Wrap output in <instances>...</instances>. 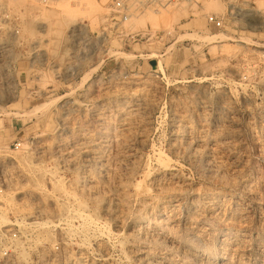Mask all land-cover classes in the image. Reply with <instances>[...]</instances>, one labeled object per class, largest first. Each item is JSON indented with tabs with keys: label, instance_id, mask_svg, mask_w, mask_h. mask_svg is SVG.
I'll return each mask as SVG.
<instances>
[{
	"label": "rangeland",
	"instance_id": "1",
	"mask_svg": "<svg viewBox=\"0 0 264 264\" xmlns=\"http://www.w3.org/2000/svg\"><path fill=\"white\" fill-rule=\"evenodd\" d=\"M110 2L9 0L0 264H264V0Z\"/></svg>",
	"mask_w": 264,
	"mask_h": 264
},
{
	"label": "built area",
	"instance_id": "2",
	"mask_svg": "<svg viewBox=\"0 0 264 264\" xmlns=\"http://www.w3.org/2000/svg\"><path fill=\"white\" fill-rule=\"evenodd\" d=\"M26 1L46 3L49 0ZM131 6V0H111L109 21L119 25L122 21L127 20L130 16ZM10 8L9 0H0V68L13 64V57L10 55L22 31L20 15L10 12ZM206 20L213 27L219 28L221 26V21L214 14L208 15ZM138 35L139 33H132L131 38L135 39ZM20 144L19 141L12 143L14 148L20 147ZM18 239V231L10 229L8 232H2L0 234V253L8 256L14 253L13 250Z\"/></svg>",
	"mask_w": 264,
	"mask_h": 264
},
{
	"label": "bare ground",
	"instance_id": "3",
	"mask_svg": "<svg viewBox=\"0 0 264 264\" xmlns=\"http://www.w3.org/2000/svg\"><path fill=\"white\" fill-rule=\"evenodd\" d=\"M67 20H68V19H67ZM68 106H69V105H68ZM99 115H100V114H99ZM132 117H133V116H132ZM133 122H134V121H133ZM172 124H174V123H172ZM187 124H188V123H187ZM120 125H121V124H120ZM176 127H177V126H176ZM130 129H131V128H130ZM173 131H174V130H173ZM131 132H132V131H131ZM133 132H134V131H133ZM174 132H175V131H174ZM190 132H191V131H190ZM193 132H194V131H193ZM193 132H192V133H193ZM140 135H141V134H140ZM204 138H205V137H204ZM139 139H140V137H139ZM172 140H173V139H172ZM180 140H181V139H180ZM126 141H127V140H126ZM188 141H189V140H188ZM120 142H121V141H120ZM175 142H176V141H175ZM189 142H190V141H189ZM186 143H188V142L186 141ZM177 145H178V144H177ZM99 146H100V145H99ZM200 146H201V145H200ZM24 147H25V144H24ZM24 147H23V148H24ZM25 148H26V147H25ZM25 148H24V149H25ZM189 148H190V147H189ZM182 149H183V148H182ZM210 149H211V148H210ZM117 150H118V149H117ZM114 151H115V149H114ZM181 151H182V150H181ZM14 152H15V151H14ZM177 152H178V151H177ZM189 152H190V151H189ZM195 152H196V151H195ZM97 153H98V152H97ZM108 153H109V152H108ZM194 154H195V153H194ZM215 154H216V153H215ZM92 155H93V154H92ZM2 156H3V155H2ZM157 156H158V155H157ZM4 157H5V156H3V158H4ZM106 157H107V156H106ZM193 157H194V156H193ZM91 158H92V157H91ZM128 158H129V157H128ZM158 158H159V157H158ZM196 158H197V157H196ZM4 159H6V158H4ZM125 159H126V158H125ZM129 159H130V158H129ZM159 159H160V158H159ZM91 161H92V160H91ZM103 161H104V160H103ZM128 161H129V160H128ZM130 161H131V160H130ZM130 161H129V162H130ZM160 162H162V161H160ZM169 162H170V161H169ZM131 163H133V162L131 161ZM113 164H114V163H113ZM127 164H129V163H127ZM170 164H171V163H170ZM131 165H132V164H131ZM131 165H130V166H131ZM162 165H163V163H162ZM109 166H110V165H109ZM209 166H210V165H209ZM166 167H167V166H166ZM213 167H214V166H213ZM103 168H105V167H103ZM134 168H135V167H134ZM3 169H4V168H3ZM118 170L121 171V169H119V168H118ZM145 170H146V169H145ZM148 170H149V169H148ZM213 170H214V169H213ZM114 171H116V170H114ZM175 171H176V170H175ZM122 172H124V171H122ZM126 172H127V171L125 170V173H126ZM168 172H169V171H168ZM219 172H220V171H219ZM104 173H105V172H104ZM147 173H148V172H147ZM147 173H146V174H147ZM30 174H31V173H30ZM118 174H119V172H118ZM153 174H154V173H153ZM108 175H109V174H108ZM116 175H117V174H116ZM128 175H129V174H128ZM157 175H158V174H157ZM9 176H10V175H9ZM122 176H123V175H122ZM116 177H117V176H116ZM127 177H128V176H127ZM144 177H145V176H144ZM154 177H155V176H154ZM154 177H153V178H154ZM145 178H146V177H145ZM159 178H161V177H159ZM159 178H158V179H159ZM166 178H167V177H166ZM12 179H13V178H12ZM106 179H108V178H106ZM106 179H105V180H106ZM126 179H127V178H126ZM146 179H147V178H146ZM173 179H174V178H173ZM182 179H183V178H182ZM149 180H150V179H149ZM149 180H148V182H149ZM152 180H153V179H152ZM169 180H170V179H169ZM176 180H177V178H176ZM115 181H116V180H115ZM162 181H163V180H162ZM172 181H173V180H172ZM177 181H178V180H177ZM123 182H125V181H123ZM136 182H137V181H136ZM139 182H140V181H139ZM148 182H147V183H148ZM182 182H183V181H182ZM89 183H90V182H89ZM95 183H96V181H95ZM151 183H152V182H151ZM159 183H160V182H159ZM159 183H158V184H159ZM93 184H94V183H93ZM155 184H156V183H155ZM106 185H107V184H106ZM142 185H143V184H142ZM145 185H146V184H144V187H145ZM171 185H172V184H171ZM171 185H170V186H171ZM92 186H93V185H92ZM153 186H155V185L153 184ZM156 186H157V184H156ZM98 188H99V187H98ZM101 189H102V188H101ZM138 189H139V188H138ZM142 189H143V187H142ZM148 189H149V188H148ZM179 189H180V188H179ZM96 190H97V187H96ZM96 190H94V191H96ZM115 190H116V189H115ZM131 190H132V189H131ZM143 190H145V189H143ZM94 191H90L91 194H93ZM136 191H137V190H136ZM147 191H148V190L146 189V192H147ZM29 192H30V191H29ZM92 192H93V193H92ZM138 192H139V190H138ZM27 193H28V192H27ZM140 193H141V192H140ZM94 194H95V193H94ZM128 194H129V193H128ZM178 196H179V195H178ZM226 197H227V196H226ZM147 198H148V197H147ZM178 199H180V198H178ZM33 200H34V199H33ZM36 200H37V199H36ZM133 200H134V199H133ZM147 200H148V199H147ZM165 200H166V199H165ZM114 201H115V200H114ZM129 201H130V200H129ZM145 201H146V199H145ZM145 201H144V202H145ZM150 201H151V200H150ZM199 201H200V200H199ZM218 201H219V200H218ZM156 202H157V200H156ZM171 202H173V201H171ZM151 203H152V202H151ZM166 203H167V202H166ZM169 203H170V202H169ZM43 204H44V203H43ZM145 204H146V203H145ZM97 205H98V204H97ZM180 205H181V204H180ZM106 206H107V205H106ZM116 206H117V205H116ZM148 206H149V205H148ZM168 206H169V205H168ZM174 206H175V205H174ZM192 206H193V205H192ZM19 207H20V206H19ZM19 207H17V205H16V207H14V208H16L17 211H19V209H18ZM41 207H42V205H41ZM44 207H45V206H44ZM99 207H100V206H99ZM104 207H105V206H104ZM117 207H118V206H117ZM172 207H173V206H172ZM190 207H191V206H190ZM3 208H4V207H3ZM33 208H34V207H33ZM35 208H36V207H35ZM46 208H47V207H46ZM48 208H49V207H48ZM50 208H53V206L50 207ZM107 208H108V206H107ZM112 208H114V207H112ZM162 208H163V207H161V209H162ZM193 208H194V207H193ZM20 209H21V207H20ZM118 209H120V208H118ZM184 209H185V208H184ZM2 210H3V209H2ZM30 210H31V209H30ZM37 210H38V209H37ZM40 210H41V209H40ZM40 210H38V211H40ZM48 210H50V209H48ZM48 210H47V211H48ZM73 210H74V209H73ZM121 210H122V208H121ZM159 210H160V209H159ZM4 211H5V208H4ZM41 211H42V210H41ZM50 211H51V210H50ZM98 211H100V210H98ZM106 211H107V209H106ZM106 211H105V212H106ZM1 212H2V211H1ZM31 212H33V211H31ZM109 212H110V211H109ZM143 212H144V211H143ZM191 212H193V211L190 210V213H191ZM28 213H29V216L32 215L30 212H28ZM28 213H27V214H28ZM34 213H36V212H34ZM39 213H40V212H39ZM79 213H80V212H79ZM79 213H78V214H79ZM102 213H103V212H102ZM106 213H107V212H106ZM112 213H113V212H112ZM117 213H119V212H117ZM2 214H3V213H2ZM2 214L0 215V217H4V214H3V215H2ZM40 214H41V213H40ZM67 214H68V213H67ZM84 214H87V213H84ZM129 214H130V213H129ZM195 214H196V212H195ZM24 215H25V214H24ZM68 215H69V214H68ZM73 215H74V214H73ZM76 215H77V214H76ZM113 215H114V214H113ZM116 215H117V214H116ZM116 215H115V216H116ZM119 215H120V214H119ZM119 215H118V216H119ZM162 215H163V214H162ZM221 215H222V214H221ZM41 216H42V215H41ZM85 216H86V215H85ZM89 216H90V215H89ZM137 216H138V215H137ZM222 216H224V215H222ZM83 217H84V216H83ZM129 217H130V216H129ZM229 217H230V216H229ZM32 218H33V217H32ZM78 218H79V217H78ZM6 219H7V218H6ZM33 219H34V218H33ZM84 219H85V217H84ZM87 219H88V217H87ZM90 219L92 220L91 216H90ZM120 219H121V218H120ZM25 220H26V219H25ZM71 220H72V219H71ZM1 221H3V218L1 219ZM1 221H0V222H1ZM4 221H6V220L4 219ZM122 221H123V220H122ZM15 222H16V221H15ZM39 222H40V221H39ZM39 222H38V223H39ZM50 222H51V221H50ZM58 222H59V221H58ZM135 222H136V221H135ZM173 222H174V221H173ZM3 223H5V222H3ZM12 223H14V221H13ZM12 223H11V224H12ZM19 223H22V221H19ZM31 223H32V222H25V221H23L24 228H26V227H25V226H27L26 224H31ZM76 223L78 224V222H76ZM90 223H91V222H90ZM131 224H132V223H131ZM3 225L6 226L7 224H3ZM33 225H34V223H33ZM41 225H42V224H41ZM56 225H57V224H56ZM78 225H79V224H78ZM80 225H81V224H80ZM188 225H189V224H188ZM9 226H10V225H9ZM30 226H31V225H30ZM38 226H39V225H38ZM44 226H45V225H44ZM62 226H63V225H62ZM75 226H76V225H75ZM96 226H97V225H96ZM41 227H42V226H41ZM60 227H61V226H60ZM81 227H82V226H81ZM67 228H68V227H67ZM72 228H73V227H72ZM95 228H96V227H95ZM133 228H135V227H133ZM86 229H87V228H86ZM140 229H141V228H140ZM31 230H32V229H31ZM108 230H109V229H108ZM108 230L106 229V231H108ZM142 230H145V229H141V231H142ZM156 230H157V229H156ZM147 231H149V229H148ZM159 231H160V230H159ZM70 232L72 233V231H70ZM101 232H102V231H101ZM133 232H134V231H133ZM151 232H152V231H151ZM23 233H24V232H23ZM134 233H135V232H134ZM190 233H191V232H190ZM102 234H103V233H102ZM130 234H131V233H130ZM141 234H142V233H141ZM146 234L149 235L148 232H147ZM154 234H155V231H154ZM154 234H152V236H153ZM156 234H157V233H156ZM65 235H66V234H65ZM103 235H104V234H103ZM113 235H114V234H113ZM137 235H138V234H137ZM143 235H144V234H143ZM123 236H124V235H122V237H123ZM140 236H141V235H140ZM150 236H151V235H150ZM156 236H157V235H156ZM168 236H169V235H168ZM86 237H87V236H86ZM141 237H142V236H141ZM157 237H159V235H158ZM172 238H173V237H172ZM115 239H116V238H115ZM122 239H123V238H122ZM167 239H169V238H167ZM170 239H171V238H170ZM157 240H158V239H157ZM157 240H156V241H157ZM164 240H165V239H164ZM167 241H168V240H167ZM124 242H125V241H124ZM157 242H158V241H157ZM162 242H163V240H162ZM169 242H170V241H169ZM120 243H121V241H120ZM18 244H19V242H18ZM18 244H17V246H16V247H17V248H16V253L19 252V248H20ZM122 244H123V243H122ZM158 244H159V243H158ZM98 245H99V244H98ZM134 245H135V244H134ZM142 246H144V245H142ZM142 246H140V247H142ZM135 247H136V246H135ZM146 247H147V246H146ZM184 247H185V246H184ZM123 248H124V247H123ZM132 248H133V247H132ZM132 248H131V249H132ZM103 249H105V248H103ZM126 249H127V248H126ZM137 249H138V248H137ZM137 249H136V250H137ZM129 251H130V250H129ZM141 251H143V249H142ZM21 252H22V251H21ZM134 252H135V251H134ZM17 254H18V253H17ZM23 255H24V254H23ZM143 255H144V254H143ZM141 257H142V256H141ZM164 257H165V256H164ZM205 257H206V256H205ZM208 257H209V256H208ZM18 258H19V257H18ZM21 258H22V256H21ZM25 258H26V257H25ZM143 258H144V257H143ZM143 260H144V259H143ZM136 261H137V260H136ZM141 261H142V260H141ZM155 261H156V260H155ZM83 262H84V261H83ZM143 262H144V261H143Z\"/></svg>",
	"mask_w": 264,
	"mask_h": 264
},
{
	"label": "crops",
	"instance_id": "4",
	"mask_svg": "<svg viewBox=\"0 0 264 264\" xmlns=\"http://www.w3.org/2000/svg\"><path fill=\"white\" fill-rule=\"evenodd\" d=\"M8 126H9V129H8L9 132H13V133H16V134L19 133V130L16 131V129H15V127L13 125L10 124Z\"/></svg>",
	"mask_w": 264,
	"mask_h": 264
}]
</instances>
